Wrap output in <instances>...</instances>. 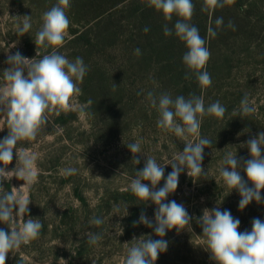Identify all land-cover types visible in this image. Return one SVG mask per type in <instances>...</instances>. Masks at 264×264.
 Instances as JSON below:
<instances>
[{"label": "rangeland", "instance_id": "obj_1", "mask_svg": "<svg viewBox=\"0 0 264 264\" xmlns=\"http://www.w3.org/2000/svg\"><path fill=\"white\" fill-rule=\"evenodd\" d=\"M56 2L0 0V89L7 83L3 70L9 66V55L19 51L35 61L52 51L51 47L36 46L35 40L42 14ZM76 2L71 0L67 11L70 27L64 44L57 50L70 61L83 58L89 70L79 84L82 94L72 97L70 106L58 115L49 113L47 123L34 140H22L16 146L17 153L34 159L36 179H19L15 172L4 179L10 181L14 195L30 201L28 214L17 217L12 226L22 225L30 216L39 218L43 227L39 238L10 252L6 264H124L134 237L161 239L152 228L134 225L142 211L154 221L156 205L138 200L129 185L135 169H142L148 156L164 166L165 179L172 171L170 163L183 151L186 141L157 126L158 112L151 107L147 93L154 91L159 96L168 92L175 98L181 92L174 94L167 80V68L144 63L145 51L140 46L137 48L141 55L125 52L127 47L135 49L131 40L144 45L145 39L136 37L141 25L136 15L126 19L143 0H128L104 14L102 9L96 11L97 1ZM251 2L250 8L259 16L250 15L240 22L246 33L224 38L234 59L233 73L214 88L206 103L209 106L219 100L228 111L222 118L204 116L201 122V136L212 141V147L204 149L202 161L207 176L189 177L185 169L179 176L177 190L165 201L184 205L192 217L190 227L180 232L167 231L163 239L168 241V248L159 254L155 264H215L198 223L205 208L230 210L240 220V232L251 231L254 218L264 221V202L252 201L240 210L238 191L228 194L218 171L227 152H236L238 159L250 158L247 147L240 145L264 132V0ZM110 3H103V9ZM25 15L31 16L32 27L21 36L18 25ZM245 94L256 109L249 115L240 114V101ZM59 118L62 123H58ZM7 134L6 115L0 113V139ZM136 141L141 144V153L136 154L138 165L131 162L133 154L126 146ZM16 162L14 151L6 171L19 167ZM67 167L78 171L67 176ZM241 175L246 179L243 171ZM163 184L164 179L157 189ZM261 196L264 198V190ZM93 217L102 218L104 223L90 224ZM5 225L0 223V228ZM89 232L102 234L103 239L97 245H89Z\"/></svg>", "mask_w": 264, "mask_h": 264}, {"label": "clouds", "instance_id": "obj_2", "mask_svg": "<svg viewBox=\"0 0 264 264\" xmlns=\"http://www.w3.org/2000/svg\"><path fill=\"white\" fill-rule=\"evenodd\" d=\"M231 3L233 0H203L201 11L211 17L216 9H222ZM146 6L162 13L165 21H172L173 16L179 17L174 27L170 28L166 23L163 33L165 36H172L174 33L187 48L182 57L188 69L184 78L194 77L201 89L210 87L212 78L206 66L211 53L205 38L191 23L195 12L193 0H146ZM70 7L71 0H57L55 5L42 14V24L36 33L35 44L45 49L51 47L50 53L34 61L17 51L8 56L6 63L9 66L3 70V78L7 83L0 89V113L6 115L8 134L0 139V164L4 165L0 167V223L6 224L11 231L9 233L0 228V264H6L10 252L39 238L43 227L39 218L30 216L22 225L12 226L16 224L17 217L23 218L28 214L30 201L22 200L4 190V179L13 172L22 180L31 182L36 179L33 171L34 159L23 152L17 153L16 146L22 140H34L47 123L49 113L55 112L58 115L61 109L70 106L72 97L82 94L79 84L89 70L83 58L76 57L74 61H70L57 50L64 44L70 27L71 21L67 15ZM214 23L215 28L209 26L207 29L209 37L217 36V29L224 25L223 17H217ZM31 27V16L25 15L22 24L18 25V32L23 36ZM227 27L236 30L231 20ZM143 31L146 33L149 28L145 27ZM135 54L141 55V50L135 49ZM115 87L116 84L113 83V88ZM147 99L158 112L157 126L166 132H173L186 143L183 151L178 152L174 162L170 163L172 171L166 179L164 166L158 164L152 156L146 158L142 169H135L129 191L138 200L145 202L144 204H155L156 210L154 221L142 211L134 225L143 224L152 228L161 239L153 240L150 236L147 239L134 237L132 245L127 249L124 264H155L159 254L168 248V241L163 239L167 231L176 229L180 232L190 227L192 217L184 205L175 200L167 203L165 201L177 190L179 176L185 169L189 177L207 176L202 161L204 149L211 148L212 141L201 136V122L204 116L222 118L227 111L219 100L205 107L203 96L194 93H190L187 98L183 95L173 98L168 92L157 96L154 91H149ZM255 111L248 94H245L240 101V114L249 115ZM126 146L133 154L131 162L138 165L140 159L136 154L141 153L140 142ZM245 146L250 158L238 159L236 152H227L218 169L219 176L229 190L228 194L233 190L238 191L241 197L240 210L245 209L252 201L258 204L264 202L261 196V190H264V132L240 145ZM14 151L19 167L15 166L13 171H6V167L13 160ZM77 171L75 167H67L64 174L71 176ZM241 171L245 173L246 179L242 177ZM162 179L164 184L157 189ZM89 223L100 226L104 221L102 218L93 217ZM198 223L205 238L206 250L215 264H264V221L254 218L251 231L240 232V220L233 217L230 210L222 211L215 207L205 208ZM102 239V234H87L89 245H97Z\"/></svg>", "mask_w": 264, "mask_h": 264}, {"label": "trees", "instance_id": "obj_3", "mask_svg": "<svg viewBox=\"0 0 264 264\" xmlns=\"http://www.w3.org/2000/svg\"><path fill=\"white\" fill-rule=\"evenodd\" d=\"M76 3H80L81 0H74ZM90 1V0H88ZM92 2L97 3L98 8L96 11L102 9L103 14L111 12L112 9L117 7L120 4L125 3L128 0H91ZM105 9V2H110ZM261 1V0H259ZM75 3V4H76ZM195 5V12L192 17L191 23L195 25L202 37L206 40V46L209 48L211 56L207 63L206 70L210 73L212 78V84L210 87L201 89L197 81L193 77L192 79H185V73L188 72V69L183 63L182 57L187 51L185 44L179 40L178 37L173 33L172 36H165L163 33V27L167 23L168 26L174 27V23L179 17L173 16L172 21H165L162 17L163 14L157 12L153 8L146 6V0L136 7L133 11L128 13L126 19H133L136 15L137 22L140 23L137 28V34L141 39L144 40V45L135 44L134 40L130 42L134 45L135 49L140 46L142 50L145 51L144 63H154L151 65H157L161 68H167V80L173 86V92L175 95L180 94L186 98L190 93H194L198 96H203L205 107L206 103L210 102L211 96L214 88L222 81L227 80L232 76L233 73V56L232 52H229V46L225 44L224 38L233 35L234 38L237 34L246 33L247 31L243 30V25L241 21H245L250 15L253 17H258V12H253L251 7V0H233V3L226 4L222 9H216L212 16L210 17L208 13L202 12L201 7L203 5V0H193ZM137 11V12H136ZM95 12V11H94ZM127 12V11H125ZM136 12V14H135ZM217 17H223L224 25L220 29H217L216 37H209L207 34V29L209 26L215 28V19ZM231 20L236 26V30L233 31L231 28L227 27L228 21ZM145 27L149 28L148 32H144ZM241 31V32H240ZM107 34V32H106ZM237 35V36H239ZM220 40H224V43H220ZM128 42V41H127ZM234 44V43H233ZM232 44V45H233ZM137 45V46H136ZM231 45V46H232ZM134 48L130 50L128 47L125 48L126 54L128 51H135ZM156 63V64H155ZM226 101V98H225ZM228 111V109H227ZM226 111V112H227ZM62 119H58V123H62ZM4 190L12 192V186L10 181H3ZM5 231L10 233V229L7 225L3 228ZM34 241V240H33Z\"/></svg>", "mask_w": 264, "mask_h": 264}]
</instances>
